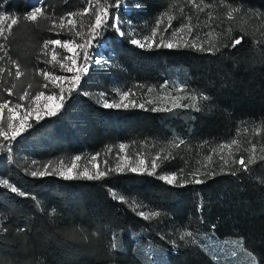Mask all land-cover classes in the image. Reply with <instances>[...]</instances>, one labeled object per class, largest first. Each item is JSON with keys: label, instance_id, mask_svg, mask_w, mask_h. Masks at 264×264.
Wrapping results in <instances>:
<instances>
[{"label": "trees", "instance_id": "obj_1", "mask_svg": "<svg viewBox=\"0 0 264 264\" xmlns=\"http://www.w3.org/2000/svg\"><path fill=\"white\" fill-rule=\"evenodd\" d=\"M30 1L0 0V11L21 18L6 47L24 69L36 63L45 65L37 59L45 40L76 38L68 32L56 37L48 31V18L38 23L24 21ZM136 3L139 8L133 6L128 16L135 22L151 23L167 9L184 7L197 30L199 21L210 31L215 29L218 46L229 43V37L243 35L244 41L236 48L221 47L220 52L210 54L187 47L140 48L127 37L119 38L114 30H106L100 42L108 43L107 54H113L109 57L116 68L113 74L92 65L62 111L13 141V152L45 162L86 152L97 154L119 142L152 141L169 148L171 156L160 163L157 175L128 173L91 181L32 178L10 160L8 152L0 154V179L15 181L28 194L20 196L0 186V264H149L141 253L144 243L159 252L168 251V264H222L203 248L202 237L242 240L259 264H264V160L259 159L264 156V0H224L239 10L233 20L227 19L231 9L221 0H198L204 12L188 0ZM43 4L51 18L59 20L67 13L82 12L87 0H43ZM81 20L87 33L90 18L77 17L78 25ZM177 70L188 75L191 92L209 97L201 100L200 110L193 114H122L105 109L93 97L112 82L130 91L140 85L159 87ZM233 139L240 146L238 152L233 146L235 159L244 156L246 162L252 144L256 145L255 163L235 176L220 173L222 162L212 152ZM180 140L184 143L175 147ZM203 153L212 154L209 167L217 172L214 177H202L205 183L171 186L158 178L163 167L169 173L183 169L190 179ZM111 191L161 215L146 221L129 204L114 200ZM185 229L193 237L180 240ZM165 234L167 239H161ZM106 236L118 238L113 252L105 245ZM134 247L141 252H133Z\"/></svg>", "mask_w": 264, "mask_h": 264}, {"label": "snow or ice", "instance_id": "obj_2", "mask_svg": "<svg viewBox=\"0 0 264 264\" xmlns=\"http://www.w3.org/2000/svg\"><path fill=\"white\" fill-rule=\"evenodd\" d=\"M193 8L197 9L199 12H204L205 7L201 6L198 3V0H188ZM37 5H32L29 12L22 16V19L26 22L38 23L42 18H48L51 20V25L48 31L52 32L56 37H59L62 33L68 32L71 33L74 37L83 38V42L77 43L75 39H65L61 40L60 38L47 39L42 44L41 56H48L49 52L51 53V59L40 60V57H37L41 63L52 65L56 63L59 65L62 71L68 73H73L72 76H62L56 75L54 72L46 70L44 68H37L36 75L41 76L45 81L41 88L47 90L51 88L59 89V92H46V91H37L35 95L28 90L31 88V85L23 91L21 95L13 99H5L0 103V148L6 150L7 152L12 151V142L16 141L18 137H21L22 134L32 129L35 124H40L45 118L55 117L58 113L64 108L66 100L70 98L71 92L76 90L80 84L82 75L87 74L92 64H104L106 61L99 52L93 53V49L97 44L100 43V38L104 36L105 31L108 29L114 30L116 34L120 37H125L128 35L125 31L122 30L121 17L119 14L120 8L123 6V0H87V7L83 9L80 13H67L64 16H61L59 20L52 19L48 14L46 6L43 4V0H37ZM223 6L231 10L227 11V19L233 20L234 13L239 10L231 5L224 3V0H221ZM138 7V5H137ZM110 8L115 9V11L110 12ZM181 15H183V10L180 9ZM54 15V14H52ZM84 15L89 16V24L87 25V33L83 31L84 24L82 20L77 21V17H82ZM163 15L167 16L168 27H171V21L175 18L173 15H169L167 12ZM19 17L11 14H5L3 11H0V52H3V56H0V61H6L8 64L15 68L13 73L11 68L0 67V77H4L5 73L7 78H12L13 82L10 87L3 88V91L6 92L8 97L14 96V90L17 88V82L20 77L24 75L20 65L16 60H13L9 55L8 48L6 47V42L9 39L11 31L14 26L18 25L20 22ZM215 18L209 16V20H214ZM186 22L181 24V26L175 29L171 35L172 40H169L167 43L164 42L163 38L160 39L157 43L155 37L157 36V30L160 29V25L163 23L162 20L158 19L156 29L151 33V37L145 36L142 38H130L129 43L140 48H152L153 45L157 47L163 46L166 48H177V47H187L196 51L208 52L210 54H215L220 52L221 47L224 48H236L241 45L244 41V36H238L235 38L229 37V43H225L221 46H218L215 43L216 37L213 35L215 29H212L207 36L210 39L200 42L199 35H193V32L196 28L192 24V17H185ZM167 28L162 29V31L167 32ZM229 32L231 29L228 30ZM186 33L185 35H181ZM261 43V41H258ZM54 46L51 49L49 46ZM207 45V46H206ZM59 47L65 50L69 55H65L62 58L58 59L59 53H57L56 48ZM67 82L70 86L66 89L64 83ZM8 83V79H4V84ZM162 88H167V82L161 85ZM175 90L178 92H184L186 86H174ZM152 89L149 88L148 92H151ZM104 93H101L100 96L104 97ZM130 95L134 96L135 93H130L129 91H124L120 94L119 102L112 101L110 102L107 99L103 100V107L105 109H128L130 107H139L141 109L145 108V103L137 104L134 99L130 100ZM204 94H195L189 93L186 96H172L171 104L167 106V100H165L166 106L164 107H153L151 111H172L176 108L192 107L195 110L199 111L198 100H208ZM182 100H190L191 104H182ZM24 101H30L28 106H25ZM43 101V103H41ZM127 101V102H126ZM155 101L148 100L146 104H153ZM7 110L8 117L7 122L4 120V112ZM34 122V123H33ZM184 141L180 140L179 143L175 144V147H179L180 144H183ZM233 146H236V151L240 150L238 141L236 139L231 140L230 143L220 144L217 148L213 149L212 152L217 155L222 162L220 165V173L222 174H231L233 176L237 175L238 172H247L249 166L255 163L256 157V145L252 144L251 146V155L245 161V157L241 156L239 159H235L232 152ZM126 145L121 143L119 145L120 152H124ZM227 149V152L225 150ZM111 151V149H109ZM247 151V150H246ZM98 156V154H97ZM97 156L92 157V161L97 160ZM171 153H157L154 157L149 158L146 156L143 151L137 152L135 157L126 155L123 157L125 163L118 164L115 168L108 169V171H100L99 166L95 165L97 171L95 174H90L89 170L85 168L81 172L74 174V170L77 169L76 161L81 160L80 156H76L70 166H64L63 161L60 162L61 167L52 169L51 164H45L42 170H32L30 175L32 177H43L47 175L55 174L61 176L65 180H73L86 178L89 180H96L105 177L108 172L124 173L129 171L132 173L148 174V175H157V169L160 166V163L164 160L169 159ZM212 154H209L205 157V163L203 164L204 171H201L200 168H197L195 171L189 173L190 179H186L184 176V171L181 169L178 173H170L159 175L158 178L171 186H185L188 183L202 184L205 183V179L202 177H214L217 175V172L211 169L209 166L212 164ZM259 159L264 160V156L259 157ZM91 163V161H90ZM233 165H239V168L233 169ZM4 186H6L12 193H18L20 196H27L28 194L21 191L17 186L10 183L8 180L4 179L0 181ZM113 199H116L120 202H126L123 196H118L115 192L112 193ZM138 205L134 206L133 210L135 211ZM202 205L198 206V210H202ZM54 211V210H53ZM136 214L143 218L144 220H151L156 217H159L161 213L159 211H137ZM6 230V229H5ZM21 231L23 229H20ZM187 237H193V232L185 229L180 233V240H185ZM161 239H167L166 234L160 237ZM118 238L113 236V241L110 247L113 250L117 249L116 240ZM193 238L192 243H195ZM170 243L175 244V241H170ZM234 244H239L241 247L243 241H233ZM232 255H236L235 252ZM247 255L255 262L256 258L252 253L248 252ZM154 264V262H153Z\"/></svg>", "mask_w": 264, "mask_h": 264}, {"label": "rangeland", "instance_id": "obj_3", "mask_svg": "<svg viewBox=\"0 0 264 264\" xmlns=\"http://www.w3.org/2000/svg\"><path fill=\"white\" fill-rule=\"evenodd\" d=\"M102 2H103V0H102ZM136 2H137V0H123V6L119 10V14L121 17V23H122V30L125 31L126 33H128V35L125 37H127L129 39L130 38H142L145 36L151 37L152 31L154 29H156L157 21H158V19H160L163 21V23L160 25V29L157 30V36L155 37V39H156L157 43H159L160 39L163 38L164 42L167 43L169 40L173 39L171 33L175 29L179 28L181 26V24L185 23L186 22L185 17L189 16V15H187L186 9L184 7H182L181 9L183 10V15H181L180 9H176V11L173 9H167V10L163 11L162 14L157 16L155 18V20L151 23L135 22V21L129 19L128 16L131 14V8L133 6H135V9L139 8V5ZM29 4H30V7L32 5L39 6L37 3V0H31ZM137 5H138V7H137ZM2 11L5 14H10V13L5 12V10H2ZM112 11H115V9L111 8L110 12H112ZM166 12L169 15H173L175 17L171 21V25H172L171 27H168L169 22L167 20V16L163 15ZM201 14L203 17V13H201ZM208 19H209V17H208ZM244 19H246V18L244 16H242V18L240 20L243 21ZM191 22H194V21H191ZM198 23H199V24H197L198 30L195 28L193 35H199L200 42H203L204 40L210 39V37L207 36V33L210 32V28L207 26H203L202 21H199ZM164 28L168 29L167 32L162 31V29H164ZM206 30H209V31H206ZM181 35H185L186 39L188 38L186 33H182ZM118 37L122 38L119 35H118ZM66 39H72V38L70 37V38H66ZM61 40L63 41V39H61ZM75 40L77 43L83 42V38H77L76 37ZM52 47H54V46H51V45L49 46L50 49ZM153 47H156V45H153ZM159 47H163V46H159ZM108 50L110 51L108 43H106L105 41H102L99 44H97L96 47L92 51H93V53L99 52L103 56L104 60L106 61V63H104V64H100V65L95 64V65L100 66L106 73H109L110 75H112L113 71L116 68L114 66V62L109 59V57L113 54L112 53L107 54ZM41 51H42V49H41ZM41 51L39 53L40 55L38 56V57H40V59H42V60L51 59V53L50 52H49L48 56H41ZM56 51H57V53H59L58 59L62 58L65 55H69L65 50H63L59 47L56 48ZM0 56H3V52H0ZM92 65H94V64H92ZM0 67L11 68L13 73L15 72V68L13 66H11L10 64H8L6 61H0ZM38 67L44 68V69L49 70L51 72H54L56 75H62V76H67V77H70L73 75V73H68L66 71H62L60 69L59 65L56 63H53L52 65H48V64L41 65L40 63H36V65H34L31 69H24L22 66H20L24 75L20 77L19 81H16L18 86L14 90V96L13 97H8L6 92L3 91V88L10 87L11 83L13 82L12 78H7L6 73H5L4 77H0V103H2L5 99L15 100L16 97L21 95L23 93V91L28 88L29 85H31V88L28 90L32 93V95H35V93L37 91H46V92L51 91V92L58 93L59 89H56V88L50 87V89H47V90L41 88V85L45 81L43 80V78L41 76L36 75V69ZM171 74L172 75H170L169 78L165 81V82H167V85H168L167 88H162L161 86H159V87H145L143 85H140L138 87H135L137 89H133L134 91H130L127 87L119 86V85L115 84L114 82H112L107 87V89L97 91L96 94L93 95V97L95 98L96 102L103 107V100L104 99H107L110 102H112V101L119 102L120 94L124 91H129L130 93H135L134 96L130 95L129 99L130 100L134 99L137 104L145 103V105H146L145 108L144 109H141L139 107H130L128 109H123V108L114 109L113 108V110H115L117 112H121L122 114L136 112V111H143V112L147 111V112L160 113V114H171V113L193 114L197 110H195L192 107H188V108L180 107V108H176L172 111H151L150 110L153 107H164V106H166L165 100H167V106H170V104L172 102L171 101L172 96H186L189 93H194V92H191L189 90V87H188L189 77L186 74V72L181 71V70H177ZM4 79H8L7 84H4ZM163 84H165V83H163ZM69 86L70 85L67 82L64 83V87L66 89ZM174 86H186V90L184 92H178L175 90ZM149 88L152 89L151 92H148ZM76 90L71 92L70 97L75 93ZM101 93L105 94L104 97L100 96ZM195 94H197V93H195ZM197 95H199V94H197ZM148 100H153V101H155V103L146 104V101H148ZM29 102L30 101H24L23 103H25V106L27 107ZM41 103H43V101H41ZM181 103L182 104H191V101L190 100H182ZM197 103H198V107L200 108L201 100H198ZM7 117H8V112H7V110H5V112H4L5 123L7 122ZM121 143H123L127 146L124 152H120V150H119V145ZM163 145H166V143H163ZM169 145H172V143H169ZM12 147H13V143H12ZM109 149H111V151H109ZM5 151L6 150L0 148V154L4 153ZM140 151H143V153L146 156L151 158V157H154L157 153H162V152L168 153V151H170V149L164 148V147L160 146L159 144L157 145L152 141H150V142L149 141H142V142H136V143L119 142L117 145L104 147L99 153H97L98 156H97V154L88 153V152H86L84 155H79L81 157V160L76 161L78 167H77V169L74 170V174L77 172L83 171L85 168H87L89 170L90 174H95V172L97 171V168L95 167V165L99 166L100 171H106L107 172L108 169L115 168L118 164L125 163V161L123 159L124 156L130 155V156L135 157V154L137 152H140ZM8 154H10V156H11L10 160L16 161L18 163V165L23 169V171L30 177H32L30 175V172L32 170H42L43 166L45 164L50 163L52 169H56V168L61 167V164H60L61 161H63L64 166H70L71 163L73 162L74 158L77 156V155L76 156H68V157L58 158V159L51 158L48 161L40 162V161H36L30 157H27L26 155L22 156L19 153L15 154L13 152V150L11 152H8ZM206 155L207 154L203 153L202 157H200V156L197 157L196 163H195L196 168H200L201 170H204L203 164H202V159L203 158L205 159ZM93 156H97L96 161H92ZM90 161H91V163H90ZM158 169H159V167H158ZM158 169H157V171H158ZM128 173H132V172H129V171H125L124 173L108 172V174L105 177L100 178V179H96V180H91V181H100V180H104L105 178H108L112 175H120V174H128ZM134 174L143 175L140 173H134ZM163 174H170V173L167 172L166 170H164L162 167L160 169V173L158 175H163ZM43 177H54V178L64 179L61 176L55 174V172L52 175H47V176H43ZM32 178H38V177H32ZM80 179L83 180L86 178H80ZM2 180H4V179H0V181H2ZM6 180H8V179H6ZM73 180H75V179H73ZM86 180H89V179H86ZM8 181L10 183L14 184L15 186H17L14 183L15 181H11V180H8ZM0 186L7 188L2 183H0ZM8 190L10 191V189H8ZM113 192H115L118 196H123L125 198L126 202H122V203L129 204L132 209L134 208V206L138 205L139 207H136L135 211H141L142 210V211L150 212V209H147L146 205L145 206L140 205V203L137 202L135 199H132V198L128 199L121 193H118L116 191H111V196H112ZM114 200H116V199H114ZM135 238H141V235L138 237L135 236ZM187 239H189V237H187ZM104 241H105V245H106L108 251L113 252L114 250L110 247V245L113 241V237H107L106 236ZM233 241L238 242L241 240L218 241V240L213 239L212 237H202V239L199 240V242L201 244H203V248L206 251H208L213 256V258L220 260V262L222 264H259L258 259L253 254L252 255L256 258L255 262H253L252 259L247 255V253L249 251L246 249L244 243L241 247L238 243L237 244L232 243ZM116 243H117V241H116ZM142 248H143V252H141L138 248L134 247L133 252L140 251L141 253H143L145 258H149L148 259L149 264H153V262H154V264H168L167 258L170 256V253L168 251L167 252H159V251L155 250L152 246L151 247L147 246L145 243L143 244ZM233 252H235L236 255H232Z\"/></svg>", "mask_w": 264, "mask_h": 264}]
</instances>
